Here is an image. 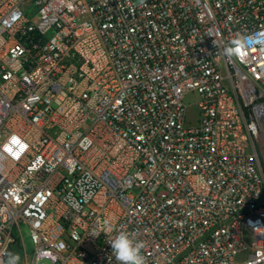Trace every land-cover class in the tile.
<instances>
[{
	"label": "built area",
	"instance_id": "1",
	"mask_svg": "<svg viewBox=\"0 0 264 264\" xmlns=\"http://www.w3.org/2000/svg\"><path fill=\"white\" fill-rule=\"evenodd\" d=\"M260 149L264 0H0V264H264Z\"/></svg>",
	"mask_w": 264,
	"mask_h": 264
},
{
	"label": "clouds",
	"instance_id": "2",
	"mask_svg": "<svg viewBox=\"0 0 264 264\" xmlns=\"http://www.w3.org/2000/svg\"><path fill=\"white\" fill-rule=\"evenodd\" d=\"M228 55H232L235 49L229 48L226 50ZM112 254L118 264H143L144 257L142 249L143 241H140L128 232H118L109 242ZM20 257L17 253L10 252L6 264H19Z\"/></svg>",
	"mask_w": 264,
	"mask_h": 264
},
{
	"label": "rangeland",
	"instance_id": "3",
	"mask_svg": "<svg viewBox=\"0 0 264 264\" xmlns=\"http://www.w3.org/2000/svg\"><path fill=\"white\" fill-rule=\"evenodd\" d=\"M29 12L32 13V10H29ZM197 100H198V96L196 93L187 94L185 97V103L188 106H190L189 119L191 121H195L196 119L197 109H196L195 103L197 102ZM260 152H261V157H262V164H264V149H260ZM21 230H22V237L24 240V246H25L26 253L28 257H31L34 252V243L31 237L30 228L26 224H23L21 227ZM12 250L14 253H17L20 257L19 264H24L25 257H24L23 247L20 248L19 246L14 245ZM38 264H53V263L49 259L43 258L39 261Z\"/></svg>",
	"mask_w": 264,
	"mask_h": 264
},
{
	"label": "trees",
	"instance_id": "4",
	"mask_svg": "<svg viewBox=\"0 0 264 264\" xmlns=\"http://www.w3.org/2000/svg\"><path fill=\"white\" fill-rule=\"evenodd\" d=\"M263 165V169H264V164H262Z\"/></svg>",
	"mask_w": 264,
	"mask_h": 264
}]
</instances>
